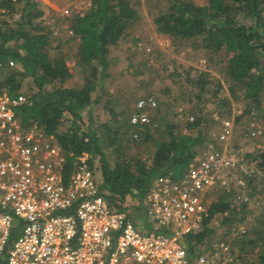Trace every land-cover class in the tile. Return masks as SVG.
I'll use <instances>...</instances> for the list:
<instances>
[{
    "label": "trees",
    "instance_id": "obj_1",
    "mask_svg": "<svg viewBox=\"0 0 264 264\" xmlns=\"http://www.w3.org/2000/svg\"><path fill=\"white\" fill-rule=\"evenodd\" d=\"M166 1L167 7L155 17L160 34L172 39L203 35L202 40L211 51L226 50L230 80L234 85L244 86L247 97L260 103L264 96V0H208L204 5L189 0ZM20 2L22 0H0V8L4 9L0 20V89H6L16 98L22 87L19 78L32 77L34 88L28 91V99L14 106L19 122L24 128L31 125L42 128L65 151L68 175L78 168H86L111 207L130 211L142 204L156 177L178 178L190 171L197 154L195 147L202 141L201 132L193 136L170 129L166 140L158 144L150 165L140 159L128 161L123 157L110 163L104 147H114L120 153L118 129L114 133L109 130L106 139H102L95 124L85 121L82 114L98 100H93L92 93L103 78L98 74L109 68L110 45L117 44L124 36L127 23L139 16L131 0H91L86 12L67 17L73 37L80 39L75 65L82 71L88 69L81 87L64 85L75 72L74 64L68 54L61 51L51 54L56 47L50 44L48 26H33L34 19L43 13L35 0L24 1L16 26L5 19ZM10 61L20 64V68L6 74L3 69ZM65 122L70 126L62 131L59 127ZM201 122L196 119L192 125L199 128ZM129 130L131 133L130 127ZM151 130L152 125L146 126L142 136L146 134L141 138L149 139ZM262 158L261 165H264V153ZM235 200L231 193H215L203 228L183 237L192 264H196L192 254H196L197 246L215 232L209 226L213 217L221 214V223L225 224L244 216L248 206L237 204ZM242 208L244 212L237 215ZM143 218L155 226L147 212ZM17 234L18 229L14 228L11 242ZM251 234L248 250L241 244L238 257L244 252H255L257 245L264 248L263 231L252 230ZM257 256L262 264L264 253ZM195 259L198 264V258Z\"/></svg>",
    "mask_w": 264,
    "mask_h": 264
},
{
    "label": "rangeland",
    "instance_id": "obj_2",
    "mask_svg": "<svg viewBox=\"0 0 264 264\" xmlns=\"http://www.w3.org/2000/svg\"><path fill=\"white\" fill-rule=\"evenodd\" d=\"M24 1L16 3L15 11L5 16L11 26L20 21ZM35 1L43 13L34 19L33 26H48L50 44L56 47L51 54L59 51L68 54L69 61L74 64L76 73L64 85L81 87L88 69L83 72L75 65L80 39L73 37L67 17L76 12H86L91 0ZM131 1L139 16L127 23L122 39L110 45L109 68L98 74L103 78L92 93L93 100H98L82 112L84 119L95 124L102 139H106L109 130L114 133L118 129L120 153L114 147H104L110 163L123 157L128 161L140 159L150 165L158 144L166 140L170 129L193 136L201 132L202 141L195 147L197 153L205 151L208 145L234 148L235 155L250 168V171H244L245 176L250 174V199L245 203L248 207L245 212L243 208L238 209L237 215L244 212L238 221L222 224L221 214L213 217L209 226L215 232L197 246L192 260L196 264L195 258H198V264H261L256 255L264 253L263 246L257 245L255 252H244L242 257L237 254L241 244L248 250L247 241L252 230L264 233V165H261L264 153V96L260 103H255L247 97L244 86L234 85L227 70L229 54L226 50L211 51L205 46L203 35L175 39L163 37L157 29L155 17L167 7L166 0ZM189 1L197 5L208 2ZM2 11L4 9L0 8V20L4 17ZM16 67L20 68V64L10 61L3 71L7 74ZM19 80L22 87L18 94H23L27 100L28 91L34 88L32 77ZM141 97H154L158 106L152 111L154 123L151 137L143 140L144 133L143 138L134 140L130 137L128 119ZM241 111L243 114L240 115ZM190 115L195 116V121H202L199 128L188 121ZM69 126L70 123L65 122L59 129L63 131ZM225 126L231 128L230 134L226 141L219 142L218 136ZM25 130L36 142L53 141L36 125ZM212 198L214 195L210 200ZM235 201L240 204V200ZM127 211L139 227L152 228L143 218L147 212L143 204L139 203L137 208ZM19 234L20 230L15 239Z\"/></svg>",
    "mask_w": 264,
    "mask_h": 264
},
{
    "label": "built area",
    "instance_id": "obj_3",
    "mask_svg": "<svg viewBox=\"0 0 264 264\" xmlns=\"http://www.w3.org/2000/svg\"><path fill=\"white\" fill-rule=\"evenodd\" d=\"M25 101L0 89V264H192L182 239L203 228L210 197L222 191L240 203L250 199V168L234 148L208 145L183 176L152 181L141 203L155 226L141 228L109 205L86 168L66 173L58 144L32 140L14 108ZM157 106L154 97L137 99L132 139L153 125ZM230 131L225 126L219 142ZM14 228L20 234L11 242Z\"/></svg>",
    "mask_w": 264,
    "mask_h": 264
},
{
    "label": "crops",
    "instance_id": "obj_4",
    "mask_svg": "<svg viewBox=\"0 0 264 264\" xmlns=\"http://www.w3.org/2000/svg\"><path fill=\"white\" fill-rule=\"evenodd\" d=\"M46 1H48V0H46Z\"/></svg>",
    "mask_w": 264,
    "mask_h": 264
}]
</instances>
